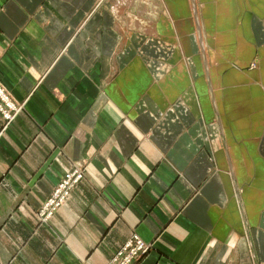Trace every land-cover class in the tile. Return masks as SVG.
Here are the masks:
<instances>
[{"label": "crops", "instance_id": "0c3cea01", "mask_svg": "<svg viewBox=\"0 0 264 264\" xmlns=\"http://www.w3.org/2000/svg\"><path fill=\"white\" fill-rule=\"evenodd\" d=\"M0 78V264H264V0H0Z\"/></svg>", "mask_w": 264, "mask_h": 264}, {"label": "rangeland", "instance_id": "374dc122", "mask_svg": "<svg viewBox=\"0 0 264 264\" xmlns=\"http://www.w3.org/2000/svg\"><path fill=\"white\" fill-rule=\"evenodd\" d=\"M0 89L4 93L0 92V114L5 122L2 129L3 132L16 119L19 113L24 110L25 102L17 100L1 78ZM87 164L86 160L72 162L70 168L64 173L63 178L55 185L52 193L46 198L39 209L38 216L41 223L49 222L60 207L68 202L74 189L86 178ZM78 170H81V174L78 175V179H75ZM72 175L73 177L70 178ZM73 181L75 183L68 186ZM152 247V243L144 241L137 233H134L128 241L117 249L108 264H141L143 258L147 256Z\"/></svg>", "mask_w": 264, "mask_h": 264}, {"label": "bare ground", "instance_id": "6f19581e", "mask_svg": "<svg viewBox=\"0 0 264 264\" xmlns=\"http://www.w3.org/2000/svg\"><path fill=\"white\" fill-rule=\"evenodd\" d=\"M159 1V0H158ZM134 0H125V6L128 7L131 4H133ZM136 4V3H135ZM158 6H160V4H157ZM140 6V5H139ZM132 7V6H131ZM130 8V7H129ZM124 6L120 8V10H123ZM141 9V8H140ZM141 14H148L149 13V9L147 5H144L143 8L139 11ZM140 23V21L138 22ZM148 27V25L146 26V28Z\"/></svg>", "mask_w": 264, "mask_h": 264}, {"label": "built area", "instance_id": "2783aa9c", "mask_svg": "<svg viewBox=\"0 0 264 264\" xmlns=\"http://www.w3.org/2000/svg\"><path fill=\"white\" fill-rule=\"evenodd\" d=\"M0 92H1L2 94H4V93L2 92L1 89H0ZM80 172H81V170H78V171L76 172V173H78V174L75 176V179H78V175L81 174ZM72 177H73V175H72L70 178H72ZM74 183H75V181L69 183L68 186H71V185L74 184ZM56 206H57V205H56Z\"/></svg>", "mask_w": 264, "mask_h": 264}]
</instances>
